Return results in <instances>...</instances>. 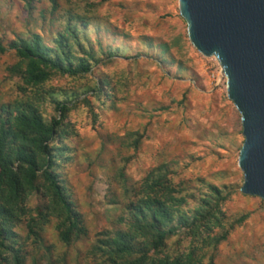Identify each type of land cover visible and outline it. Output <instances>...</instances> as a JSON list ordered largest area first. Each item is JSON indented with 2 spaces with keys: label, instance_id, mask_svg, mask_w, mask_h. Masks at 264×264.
Segmentation results:
<instances>
[{
  "label": "rangeland",
  "instance_id": "374dc122",
  "mask_svg": "<svg viewBox=\"0 0 264 264\" xmlns=\"http://www.w3.org/2000/svg\"><path fill=\"white\" fill-rule=\"evenodd\" d=\"M30 1L32 9L25 0H0V38L40 34L51 46L69 13L85 15L90 29L82 37L101 61L91 75L55 76L44 86L52 96L41 105L48 122L59 115L54 99L69 108L61 145L66 155L55 170L88 235L64 244L61 218L52 214L39 240L28 237V222L51 200L42 190L33 192L24 203L29 215L14 229L26 264H96L88 251L100 232L118 227L131 200L120 170L127 185L136 186L161 164L189 196L187 211L212 196L209 186L228 196L221 206L228 236L217 247L199 249L202 264H264V200L241 192V116L218 61L191 44L178 0H56L55 13L50 0ZM17 61L12 53L0 55V103L22 97V80L9 72ZM192 246L183 233L168 241L165 254L187 253Z\"/></svg>",
  "mask_w": 264,
  "mask_h": 264
},
{
  "label": "trees",
  "instance_id": "16d2710c",
  "mask_svg": "<svg viewBox=\"0 0 264 264\" xmlns=\"http://www.w3.org/2000/svg\"><path fill=\"white\" fill-rule=\"evenodd\" d=\"M25 1L32 9L31 1ZM50 2L55 13L57 1ZM63 25L52 36L51 46L40 34H18L9 41L0 38V55H15L18 61L9 72L23 82L20 99L0 103V264H26L14 229L29 215L24 203L36 191H44L43 195L51 200L38 209V220L31 218L28 222V237L39 240L42 225L52 214L61 218L57 228L64 244L71 245L88 235L82 216L55 170L66 155L61 145L69 108L54 99L59 115L48 122L41 105L49 94L44 86L55 76L91 75L101 60L91 40L82 37V33L89 32V17L69 13ZM107 55L114 57L111 51ZM140 143L141 137L135 140L136 149ZM169 169L167 164L151 169L136 186L127 185L125 172L120 170L121 179L126 181L125 193L131 195V200L117 218L118 227L100 232L88 251L96 264H202L199 249L217 247L226 240L229 232L225 230L226 216L221 206L228 196L209 186L212 196L187 211L184 208L190 198L172 182ZM183 233L192 239L190 250L175 256L165 254L168 241Z\"/></svg>",
  "mask_w": 264,
  "mask_h": 264
},
{
  "label": "water",
  "instance_id": "95a60500",
  "mask_svg": "<svg viewBox=\"0 0 264 264\" xmlns=\"http://www.w3.org/2000/svg\"><path fill=\"white\" fill-rule=\"evenodd\" d=\"M191 44L214 57L241 116V192L264 200V0H178Z\"/></svg>",
  "mask_w": 264,
  "mask_h": 264
}]
</instances>
